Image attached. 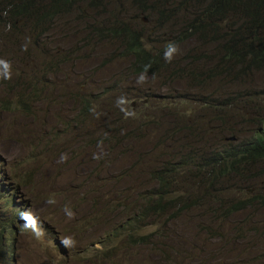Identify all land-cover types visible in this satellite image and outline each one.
Listing matches in <instances>:
<instances>
[{
	"label": "rangeland",
	"instance_id": "374dc122",
	"mask_svg": "<svg viewBox=\"0 0 264 264\" xmlns=\"http://www.w3.org/2000/svg\"><path fill=\"white\" fill-rule=\"evenodd\" d=\"M146 3L148 14L136 13L140 6L132 0H106V12L91 10L86 2L72 5L31 51L22 34L0 29V62L9 82L0 85V168L24 188L21 216L35 221L28 229L13 222L18 199L5 180L0 264H6L2 255L8 247L15 255L10 264H264L259 165L233 173L220 162L221 172L206 168L187 187L190 175L179 172L175 215L141 223L148 245L113 234L125 216L135 217L155 199L157 175L168 173L173 160L243 146L264 130V63L248 67L244 83L233 85V70L240 65L226 59L232 65L227 75L201 82L195 73L209 70L193 63L188 49L195 57L200 49L215 58L228 52L209 42L200 45L195 33L170 51L188 72L184 86L164 75L137 72L120 41L102 35L113 24H128L144 30L153 50L169 43L177 27L167 21L174 18L178 27L186 23L173 10L179 0ZM57 50L60 56L70 51L69 59L65 55L49 73L42 52L50 56ZM29 79L37 85L30 95ZM21 94L26 106L16 102ZM215 188L218 192L210 193ZM242 200L247 207L233 211Z\"/></svg>",
	"mask_w": 264,
	"mask_h": 264
},
{
	"label": "trees",
	"instance_id": "16d2710c",
	"mask_svg": "<svg viewBox=\"0 0 264 264\" xmlns=\"http://www.w3.org/2000/svg\"><path fill=\"white\" fill-rule=\"evenodd\" d=\"M106 0H0V29L3 28L7 34L16 35L20 38L21 34L24 40L30 41L29 46L32 49H38L41 42L46 40V36L53 33L52 21L59 19L60 16L70 10L72 5H77L81 2L88 3L89 8L100 9L105 11ZM136 8L140 9L136 12L139 14H148L146 0H132ZM174 1V0H173ZM207 0H179L176 7H173L177 16L185 18L184 27H178L177 21L173 18L167 22H172L176 25L177 31L173 35L172 40L166 45L155 48L151 46L150 41H146V35L142 28L126 24L123 27H118L113 24L110 29H106L105 34H102L103 28L95 31L108 38L117 39L123 48V56L130 58L132 66L137 72H150L154 75H164L170 81L180 82L182 85L186 80L188 82V72L181 68V64L170 57V51L176 46H185V41L192 37L195 33L197 39H200V45H205L206 42L216 45V47L228 52L226 56L214 57L209 55L206 49H200V52L195 57L188 49V57L193 63L201 66L205 64L209 72L195 73L198 80L201 82H215L220 77L227 75L232 65L227 64L226 59H235L239 63V68L233 70V75L236 80H230L233 85H241L246 79L245 70L248 67H258L264 63V0H209L204 7L202 5ZM161 12V11H160ZM164 12L162 11L161 14ZM150 14V12H149ZM26 20L29 25L22 24L20 21ZM134 22V20H132ZM135 23V22H134ZM26 25V26H23ZM25 32V33H23ZM59 40V39H58ZM61 45L62 40H61ZM196 47H199V45ZM61 49V48H60ZM169 52V55H168ZM69 53L59 55L58 50L53 51L50 56L42 52L44 57H48L43 64L44 69L49 73H53L58 65L65 59H69ZM245 64V65H244ZM5 65L0 62V85L8 83L5 75ZM24 74H22L23 76ZM239 81V82H237ZM26 87L28 94L36 93V81L29 79ZM171 91L168 89V92ZM159 98L160 95L156 94ZM35 96V98H37ZM22 97V99H20ZM175 98V97H174ZM17 104L26 106L23 101V95L17 99ZM149 115L151 112L147 111ZM183 160H173L166 171H162L157 175V188L153 193V198L146 207L141 208L139 214L135 217H124L121 223L115 228L114 235H118L123 241L138 244L148 245L150 236L140 235L143 230L141 225L146 219L151 217H162L164 214H169L170 217L175 215V209L180 206L174 203L172 198L179 188V172L182 174L195 177L196 174L202 173L206 168L218 170L221 172L223 167L218 163H226V169H234L233 173H237V167H252L259 165V172L264 174V130L255 134L246 145L230 146L225 150L219 151L217 154L206 153L201 157L193 155L181 156ZM192 169L187 170V168ZM1 172V171H0ZM165 175H164V174ZM169 175V179L166 177ZM5 178L3 173H0V179ZM13 181L15 177H12ZM216 179V177L214 178ZM169 180V182H168ZM14 187L10 193L12 198L18 199L14 203V219L22 223L25 229L30 228L35 221L29 223L21 213L24 212L25 199L22 198L24 188L20 183L13 182ZM166 188H169L166 191ZM216 189V188H215ZM22 190V191H21ZM166 191V192H165ZM215 192L210 191V193ZM264 203V198H261ZM12 203V200H11ZM247 207L246 201L242 200L232 206L233 211H241ZM168 220V218H166ZM12 227H16L12 223ZM12 232V231H11ZM122 237H125L123 239ZM0 252L2 249L0 247ZM2 255V254H1ZM2 259L6 264L15 258L13 248L6 250V255H2Z\"/></svg>",
	"mask_w": 264,
	"mask_h": 264
},
{
	"label": "clouds",
	"instance_id": "9594fccd",
	"mask_svg": "<svg viewBox=\"0 0 264 264\" xmlns=\"http://www.w3.org/2000/svg\"><path fill=\"white\" fill-rule=\"evenodd\" d=\"M5 75H6V70H5ZM0 166H1V164H0ZM0 171H1L0 173H3L5 175V178L3 177V178L0 179V186L2 187L3 184H5V180H10L11 181V184L14 187V184H13L14 181H13V179H10L9 176L7 177V174H5V172L2 171L1 168H0ZM13 187H12V189H13ZM24 219H26L29 223H32L33 222L32 217L30 215H28V214H24ZM34 224L35 223H33V225L30 228H32L34 226Z\"/></svg>",
	"mask_w": 264,
	"mask_h": 264
},
{
	"label": "bare ground",
	"instance_id": "6f19581e",
	"mask_svg": "<svg viewBox=\"0 0 264 264\" xmlns=\"http://www.w3.org/2000/svg\"><path fill=\"white\" fill-rule=\"evenodd\" d=\"M22 191V190H21Z\"/></svg>",
	"mask_w": 264,
	"mask_h": 264
}]
</instances>
